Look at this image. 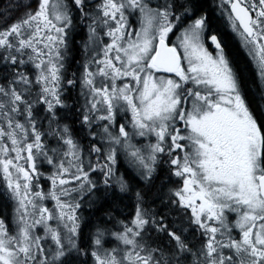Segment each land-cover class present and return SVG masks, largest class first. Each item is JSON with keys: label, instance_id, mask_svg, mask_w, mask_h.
I'll return each mask as SVG.
<instances>
[{"label": "snow or ice", "instance_id": "1", "mask_svg": "<svg viewBox=\"0 0 264 264\" xmlns=\"http://www.w3.org/2000/svg\"><path fill=\"white\" fill-rule=\"evenodd\" d=\"M0 264H264V0H0Z\"/></svg>", "mask_w": 264, "mask_h": 264}, {"label": "flooded vegetation", "instance_id": "2", "mask_svg": "<svg viewBox=\"0 0 264 264\" xmlns=\"http://www.w3.org/2000/svg\"><path fill=\"white\" fill-rule=\"evenodd\" d=\"M241 53L245 56V58H247L246 53L243 52V49H241Z\"/></svg>", "mask_w": 264, "mask_h": 264}, {"label": "trees", "instance_id": "3", "mask_svg": "<svg viewBox=\"0 0 264 264\" xmlns=\"http://www.w3.org/2000/svg\"><path fill=\"white\" fill-rule=\"evenodd\" d=\"M4 2L6 3V2H7V0H4ZM246 75H247V73H246Z\"/></svg>", "mask_w": 264, "mask_h": 264}]
</instances>
